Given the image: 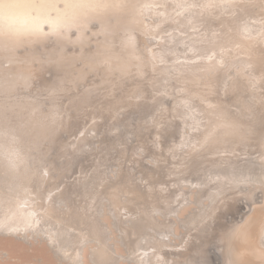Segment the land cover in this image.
Listing matches in <instances>:
<instances>
[{
    "label": "rangeland",
    "instance_id": "obj_1",
    "mask_svg": "<svg viewBox=\"0 0 264 264\" xmlns=\"http://www.w3.org/2000/svg\"><path fill=\"white\" fill-rule=\"evenodd\" d=\"M146 1H147L146 2L147 5L144 3L145 1H143V3L145 5L143 3H141V5L138 4L139 13H142L140 11V9H142L144 6H146L145 9L149 6L150 7L147 8L146 11L144 9V11L141 15L139 14V19H141V20L145 19V20L143 21L144 24L141 23V20H140V23H141L140 25H142V26L137 25V28L139 26L141 28L139 27L137 29L136 25H135V28H136L135 33L137 34L139 29H140V31H139L140 34L145 33V32L147 33V31L149 32V30H151L150 32H152V31L153 32L152 33L149 32V33L145 34L146 36L142 34L143 38L139 33H138V37H140V39L136 36V34L132 35L134 32L132 33V32H129L128 30L126 31V29L123 26H121V29H119L121 31H119V30L116 31V29H114V31L113 30H107L108 29L107 28L106 32H105V30H103V32H102V29L99 28V26L102 25L101 21L99 22L98 20H94V21L90 20L89 24L92 23L90 25V28L91 29L93 28L92 32L90 31L91 30L90 28H87V29L83 28L82 29V28H80L81 27L80 25H79V27L75 26L72 22V25H74V27H76V28H74L73 30H72V28L68 29V31L70 30L69 32H71V34L74 35V37L69 32H68L69 33V36H68L69 39L63 35H61L62 36L61 37L60 35H58L59 34L58 33L57 35L55 34L56 37L51 35L50 36L51 38L48 39V42L44 41L45 43H43V42L40 43V45H42V46H40L39 44H36L39 46H35V43H34V45L24 44L23 46H20L19 48H15L17 55L14 57L10 56L6 51L5 52L8 55V57H7V55H5V52H4V54L2 53V55L3 56L5 55V56L3 57L2 55H0V70H1L0 71V81H1L0 82V88H1V86L4 87V86H6V84H8L7 80H12V82L16 83V84H14V86H12V88H10L9 91L0 90V129H1L0 130V132H1L0 133L1 134L0 139L5 137L4 135H2L3 131L10 130L8 128V126H11V125L12 126L13 125L14 126L15 125L25 126L28 124V122L30 125L31 124L30 121L33 120L34 127L30 133L33 136H37L38 141H36L34 143V142H27V140H26L24 143L26 144V146L27 145L40 146V147L49 146L52 148V150L46 155L47 158H45L44 160L51 159V160H55L58 162L59 161L60 162H68L71 164V165H68L65 168V170H63V174L56 181L57 184L61 183L62 187H63L64 183H66V182H74L78 178H84L85 180H89V182L93 180L91 184H86L84 187V189L86 188L85 190H90V188L96 186V183L98 182L97 180L100 181L101 178H103L104 174H105L104 177H106V176L110 177V176H112V173L114 174V172H116L117 169H120V170H122V171H120V173L121 174L123 173V175H122L123 181H125L128 178H134L133 181L134 182L137 181V184H139V185L141 184L140 187L141 188L143 187L142 189H144V185L146 184L145 180H143L144 175L148 176L150 174L149 172L151 169L156 170V172L154 173L155 176H154L153 182L155 184H157V190L160 191V190L167 189L168 186H170V187L172 186L174 188L172 190V192L173 191L174 192L170 193V195H169L170 197H168V200L167 199L166 200L164 199L165 201L163 200L164 202H166V201H168V202L163 203V201H162L161 203H159V204H162V203L165 204V205L162 204L161 206L168 208V209L169 208L173 209V206H174L175 212H173L172 215H174V214L176 215V213H178V211L180 210V208L179 209H176V208L178 207V204H179L178 202L179 201L181 202V200H180V199H182L181 196L183 197V195H181V194H183V193H182V191H179L178 189L183 188L184 185L187 186V187L186 186L184 187L186 189L188 187H189L188 189H191L190 187H192V189H195L197 187V190H198V187H199V190H198L199 192L197 194H193L192 189L190 191L187 190V191H189L188 195L190 197L187 195L186 198H189L190 201H191V199H195L194 200L195 202L192 205V207L194 206L193 209L190 208L191 211H190V209L187 211V212L190 211L191 213H186V214H184V217L182 216L183 221H185V219H186V222H187V219H188V222L190 220H192V221H190L191 223H189L190 225H188V223L184 224V225H188V227L191 226V229H192V226L194 223H195L194 226H197L196 220H197V222L199 220V224H198V225H200L199 227H202L204 225V223H205V225H207L206 223H208L210 221V218H207L205 221L201 222L202 226L200 223V220L202 218H204L203 215L205 213L203 215L200 214V216L198 215L199 218L196 217V219H195V217L191 218V216L189 217V215H188V214L191 215L192 213H194L195 208L197 209L198 205H200L202 207V205L207 203V202H208L207 203L208 205L210 204L209 205L210 207L208 205H203V207L205 206L204 212L206 211L208 213V211H210V208L212 211L213 208H215L217 206L218 207L221 206L217 210L218 213H220L221 215L218 218L219 222L217 220L214 223L212 230H209V228H207L206 230H203L201 233L202 236H200V237H202V239H201L202 241L199 240L198 243L199 244L201 242L204 243L203 249L205 250L206 253L203 254L198 249H195V247H197V246L193 247L194 251H192L189 254V258L190 257L191 258L194 257V258L188 259V261H189L188 263L191 262L192 264H206V263L207 264H221L226 257L220 256L221 258L219 260L213 259V258H211V252L212 251L219 252L218 251L219 247H220L219 250L222 251V249H221L222 247L220 246L221 245L220 243H222L221 242L222 236L220 235V233L224 232L226 228H229L232 224H234V222H236L240 218V216H242V213L245 211L242 208L243 206H241L242 205L241 203L244 199L242 197L243 196L242 194H244L245 192L248 193V192L252 191V189H253V188H250L249 190L243 192L241 187L245 188L247 186L244 183L242 184L239 182L244 181L243 178L249 179L251 176L252 177L254 176V179H255V178H257V176L255 177V175H257V173H261L262 170H264V165L262 164V163H264V149H263V145H264V128L263 127L264 126L262 125L263 121H264V110H263L264 106L260 104V101H258L259 98L257 97L262 92H264L263 91L264 84L262 85L263 87L261 89V88H259L260 82H259V80H257V78H255V83L253 82L254 76L251 77L250 75H255V73L253 74L254 71L252 72V69H250L249 66H245L246 69H244V71L242 72V74L245 73L244 76L239 74L238 69L242 68L243 64H241L242 66L239 65V67L238 66L235 67V64L238 63V61H239V60H237L238 58L239 59L242 58V57H240L241 52L238 51V47L240 48V46H238V45L236 46L235 43H233V42H236V40H235L236 38L234 39L235 41L233 40V35H235V32H237V29H231L230 30L225 23H222L221 20L223 17H225V18H229V19L233 20L236 23L239 22L243 25H246L247 27L249 26L250 33L251 32L253 33L255 31L254 35L256 37L259 35L258 37H260L261 35L264 34V28L261 29L262 24L264 23V19H263L264 13L262 14V11L260 10L261 8H260L258 3L252 4V1L249 2L248 0H239V3L240 4L244 3L246 6L245 8H247V9L243 8L241 10H238L239 8L236 9V7H233L232 5H230L231 3H228L229 1H226L225 3L223 2V4L227 5L226 8L224 7L225 5H223L221 1L217 2L218 0H216V1L215 0L214 1L209 0V1H213V2H208V0H207L206 3H205V0L204 1L200 0L199 2H203V4L201 5V3H200L199 6L195 3V2H198L197 0H195V2H193L191 0H186V1L184 0V2H182L183 4L179 0H176V1L170 0L171 2L176 3V4H178L180 2L181 3L180 5L170 3V1L168 3L167 0H160V1L158 0V2H160V4H161V7H159L160 4L158 2H156L157 0H155V3H154V0H146ZM177 1H179V2L177 3ZM246 1H248V2H246ZM215 2L217 4L218 3L222 4V5H220V4H218V5L224 7V9L223 8L221 9L220 6H219L220 9L217 8L218 5H214ZM151 3H153L152 4L153 6H151ZM188 3H189V5H187ZM191 3L196 4V5L193 6ZM142 4H143V6H142ZM167 4L168 5L172 4L171 6L176 5L178 7L173 6L174 7V9H173L171 6L168 7ZM211 4L214 6H211ZM250 4H252V5L250 6ZM257 4H258V6H256ZM157 5H158V7H156ZM200 5H201V7H200ZM140 6H141V8H140ZM196 6L199 7V11H197L198 9H195V8H197ZM209 6H211V7H209ZM153 7L156 8L157 10L154 9ZM179 7H181V9ZM212 7H215V9H212ZM167 8H172L173 12L171 11V9L168 10ZM193 8L195 10H193ZM204 8L206 10L208 9V11L212 10L214 13H216L217 16L213 12H212L213 15H212V13H210L211 16H210V14L207 15L208 11L206 12V11L202 10ZM175 9H177V10L179 9L178 12ZM257 9H258V13H256ZM153 10H156L157 13H156V11H153ZM174 11H176V13ZM195 11H197L198 13L201 14V17H203L201 21L202 22L204 21V23H202L201 21L199 22V20L201 19V17H199L200 14L197 15L199 19L196 17L195 18L193 17V16H196V14H197V12H195ZM202 11H204L203 12L204 14H202ZM221 11H222V13H220ZM151 12H152V14H155V15L151 16ZM194 12L196 14H194ZM244 12H245V14H243ZM170 14H173V15H170ZM246 14H247V16H246ZM260 14L262 17L259 16ZM220 15L222 18L219 17ZM146 16L148 19L144 18ZM187 16L189 18H187ZM170 17H173V18H170ZM192 17H193V19H196L197 22H199V23H194L195 20L192 23V21L190 20ZM208 17L210 19H208ZM243 17H245L246 19L245 18L243 19ZM256 17H258V18H256ZM168 18L173 19V20L169 19V22H168ZM177 18H178V20H177ZM225 18H223V19H225ZM150 19H151V21H150ZM261 19H262V21H261ZM152 20H154V21H152ZM163 20L165 23L163 22ZM184 20H186V21H184ZM188 20H190V21H188ZM209 20H210V22H209ZM241 20L243 22H241ZM73 21H75V20H73ZM161 21L163 24L160 23ZM183 21L185 22L184 26L182 24ZM187 21H188V24L186 23ZM96 22H97V24H101V25H99V26L96 25ZM176 22H178V23H176ZM205 22H207V23H205ZM223 22H224V20H223ZM149 23H151V24H149ZM255 23H256V25H255ZM146 24L151 25V27L149 26L150 27L149 28L148 26H145ZM205 24H207V25H205ZM219 25H223L224 27L227 26L226 28L229 29V32H228L227 38H225V41L222 40V38H220L222 36V32H223L224 27L222 28V26H219ZM250 25H253V26H250ZM254 25H255V27H254ZM257 25L260 26V28L259 27L257 28ZM96 26H98V29ZM185 27H187V28H185ZM194 27H196V28H194ZM263 27H264V24H263ZM132 28L130 26L129 29L134 31V28L133 29ZM147 28H149V30ZM218 28H219V30H218ZM122 29H125V31ZM175 29H176V31H175ZM187 29H191V30H187ZM258 29H260L261 31L259 32ZM65 30L67 31V29H65ZM80 30L81 31L84 30L83 34H81L79 32ZM86 30H87V32H86ZM99 30L101 32H99ZM180 30H182V31L180 32ZM204 30H205V32H204ZM224 30H226V29H224ZM233 30H235V31H233ZM252 30H254V31H252ZM109 31H110V34L108 35ZM115 31H116V34L112 35L113 33H111V32H115ZM206 31H208V32H206ZM202 32H203V35H202ZM232 32H234V33L231 34ZM257 32H259V33H257ZM100 33H102V34H100ZM119 33L121 35H119ZM122 33L125 36L126 35L129 36V33H132L129 37H130V39L133 38V40H130L128 38L129 39L128 43H131L133 41L135 44L136 38H138L140 44L138 43V40H137V43L135 45H137L136 47H139L140 49L136 48L135 45L133 44V42H132V44L134 47H132L131 44H129L130 47H128L127 43L125 41H123L122 38L120 37L123 35ZM246 33H249V32H246ZM85 34L86 35L88 34L89 36L87 37ZM158 34H160V35H158ZM189 34H192V35H189ZM194 34H196V35H194ZM76 35H78V37H76ZM79 35H80V37H79ZM147 35H149V36H147ZM209 35H211V36H209ZM254 35H252V36H254ZM133 36L136 38L134 39ZM159 36H160V38H158ZM64 37H66L68 40H65ZM71 37H73V38H71ZM81 37L84 39L86 37V39H85L86 42L83 39L80 40ZM102 37H103V39H102ZM171 37H172V40H171ZM190 37H192V38H190ZM206 37H208V38L210 37L209 39H214V37H215V39H214L215 43H213L214 45L212 43H208L209 41H207L208 38H206ZM231 37H232V39H230ZM165 38L168 39L167 42L163 41V39L166 40ZM217 38L222 40V42L226 43L227 46L230 45L231 48L237 47L236 49L239 52V53L238 52L234 53L233 49H231L230 47H227L228 50L229 49H231V50H229V51L227 50L226 52L223 51L225 56L227 54V56H226L227 61L225 64H222V62L220 60H219L220 62L218 60H216V59H218L217 54H221L222 51L220 50L221 51L220 52L217 50L216 51L217 53H214L215 51L212 50V49L216 48L219 44H221V41L217 40ZM190 39H192V40H190ZM69 40H70V42H69ZM117 40H119V43L116 44V42H118ZM170 40L172 42H170ZM231 40L233 41V42H231L232 44H230ZM110 41L112 42L111 46H109ZM161 41H163V42H161ZM121 42L125 43L127 46L124 47V44L122 45ZM217 42L218 43L220 42V43L218 44ZM156 43H158V44H156ZM168 43H170V44H168ZM173 43H175L176 46ZM206 43H208L209 46ZM96 44H98V45H96ZM106 44H107L109 53L112 50H114V51H112V53L115 52L117 54L114 53V56L112 54L109 55V53L106 52L107 51ZM223 44H222V46H224ZM100 45L104 46L106 48V50H105V48H102V46L100 47ZM112 45L114 47H116V46H119V47L117 49V48H114ZM206 45L208 46L209 49L206 48L207 47ZM261 45H262V47L264 46V44H261ZM122 46L124 48H121ZM220 46L221 45H219L218 48L221 49ZM28 47H30V48H28ZM97 47L100 50H98ZM127 47H128V49H127ZM203 47H204V49H203ZM111 48H112V50H110ZM129 48H132L133 51ZM135 48H136V50H135ZM125 49H127V50H125ZM137 49H138L139 53L137 52ZM156 49L161 50L160 51L161 53H163V51H164L165 55H162ZM84 50H86L87 52ZM97 50L100 52H98ZM118 50H121V52L119 51L120 55L117 52ZM124 50L126 52H124ZM128 50H130L129 52L131 54L133 52L140 54V55L137 54V56L139 58H140V56H141V58H144L147 65L145 64V62L141 58L140 59L137 58L135 53H134L135 55L132 54L135 57L128 56L127 55V53H129V52H127ZM150 50L152 51V53L153 52L156 53V51H157L158 56L156 57L155 55H157V54H154V53L152 55V53L149 52ZM170 50L172 51L171 53H170ZM202 50H204V51H202ZM206 50H208V51H206ZM224 50H226V45H225ZM22 52H25V53H22ZM65 52H66V55H64ZM103 52L106 54H103ZM140 52L142 54L145 53L144 55H146V58L144 57V55L142 57V54ZM229 52H231V53H229ZM232 52L234 53V55H233V58H230L229 54H233ZM47 53H49L48 55L50 57H48V56L46 57ZM73 53H74V55H73ZM123 53L124 54L126 53L124 55L125 57L123 56ZM223 53L221 55H223ZM97 54L100 56L101 60ZM103 55H106V56L109 55L108 60H107V57L105 58ZM151 55L153 57L155 56L154 60H156V61H158L159 59L160 60L158 62L154 61L153 57ZM160 55H162V56H160ZM171 55H172V57H171ZM243 55L245 57V54H243ZM243 55L241 53V56H243ZM58 56H62L64 58L61 60ZM121 56L123 57V59ZM127 56H128V59L131 61V63L129 60H127V61L125 60ZM235 56H237V57H235ZM11 57H12V59H11ZM23 57H25V58H23ZM113 57L114 58L119 57V61H121L122 64L124 63L125 65L124 66L121 65V62H120L121 66L118 67L117 62H119V61L117 60L115 62V59ZM102 58H104V60H102ZM135 58L137 60H135ZM148 58H149V60H147ZM96 59L99 60L98 64H97L98 61H96ZM109 59L110 60L114 59L113 60L114 62H112V60L110 61ZM6 60L8 61L9 64L7 63ZM11 60H15V62H12V65H11ZM106 60H107V62H106ZM17 61L18 62L21 61V62H19V64H18ZM100 61H101V63H100ZM147 61H149V63L152 62L151 63L152 65L150 66V64ZM183 61H185V62H183ZM214 61L215 62L217 61V63H220L221 67H220V69L216 70V72H215V73H217L215 75H217L218 77L217 76L215 77L214 81H216V82L214 83L213 89H209V87H207V86H202V85L199 86L200 83H198V79H199L198 74H200L199 72L201 70L200 69L197 70L199 67L197 69H195L194 67L196 65H193V63H195V64L197 63V66H198L202 62L203 63H207V62L213 63ZM236 61H237V63H235V64L232 63V62H236ZM5 62H6V64H5ZM16 62H17V64H16ZM59 62H61V63H59ZM102 62L104 65L102 64ZM2 63H3V66H1ZM95 63L97 64V66ZM107 63H109V64L107 65ZM112 63H116V66L118 68H115L114 67L115 65H112ZM58 64H60V65L62 64V65L60 66ZM99 64H101L105 67V68L103 67L104 71L102 70V66ZM143 64H145L146 66ZM156 64L157 65L159 64L158 67ZM163 64H165V65H163ZM238 64H240V63H238ZM140 65L143 67H141ZM166 65H168L169 67H166ZM12 66L14 68L13 70H6ZM99 66H100V68H99ZM148 66H150L151 68ZM61 67H63V68H61ZM112 67H114L116 70H114V68H112ZM122 67H124V68L122 69ZM138 67H141V68H138ZM155 67H156V69L159 68V70L158 69L156 70ZM164 67L166 69L169 68V70L167 69V72H166ZM227 67H230V68H227ZM18 68H20V69H18ZM23 68H27V69L32 68V70H30V71L34 72V73H32L33 75L36 74L34 81H32V79L26 80L25 82L21 81L22 77H23V75L21 74L22 72L31 73L29 70H26ZM107 68H108L109 72H108V70H106ZM110 68L114 71H112ZM152 68H153V70L155 69V71H151ZM189 68H190V71H188ZM137 69H138V71H137ZM139 69L141 70V72ZM162 69H164V70L161 72L160 70H162ZM181 69L184 70V73ZM194 69H195V71L197 70L196 73H194L195 72ZM258 69H260V68H258ZM125 71H127V73ZM192 71H194V72H192ZM203 71H204V69L201 72H203ZM218 71H219V73H218ZM45 72H48V74L47 73L45 74ZM80 72H83V73H80ZM220 72L222 73L221 75H220ZM175 73H176V75H175ZM185 73H187V74H185ZM195 74H197V75H195ZM1 75H2V77H1ZM15 75H16V77H15ZM39 75L41 77L38 80L37 78H39L38 77ZM186 75L190 76L191 79H188L189 81H191L194 77V79L191 81L192 84H191V82H189L190 83L189 85H192L193 87L192 86L187 87L188 82H186V81H188V80L185 79V77L187 78L188 76H186ZM153 76H155L156 78ZM220 76H221V79L219 78ZM240 77L243 78L244 80L242 79L243 80L242 81ZM3 78L7 82L6 81L3 82L4 81ZM41 78H43V79H41ZM233 78L236 79L237 81H239V79H240L241 81H239V82H241V83H239L240 84L239 86H236V88L231 90V89H229L228 86L230 85L229 83L231 82V80ZM44 79H45V81H44ZM245 79L247 82L245 81ZM41 80H43V82L45 84L43 82L41 83ZM194 80L196 82H193ZM225 80H226V82H225ZM262 80H264V74L262 76ZM29 81L32 84H30V85L27 84ZM136 81L139 84H136L137 83ZM220 81H221V83H220ZM1 83H4V85ZM39 83H41V85ZM194 83L196 85L198 84V86H196ZM245 83H246V85H245ZM42 84H44V85H42ZM215 84H217L219 86H217ZM39 85L41 87H39ZM185 85L187 88L185 87ZM135 86L137 89L135 88ZM195 86L197 88H199V90L200 89L202 90V91L201 90L200 91L203 93L205 99H204L202 93H200L201 97H199L200 95L198 93L200 91H198V89ZM190 87H192L191 91L193 90V92L190 91ZM223 87H225V89ZM182 88H186V89H182ZM1 89H3V88H1ZM33 89H35V90L33 91ZM260 89H261V91H260ZM183 90L185 93L183 92ZM187 90L190 91L193 95L191 94V96H190V92L188 93ZM195 90H196V92H195ZM228 90L231 92H229ZM244 90L245 91L247 90V91L244 92ZM256 90H258V91H256ZM226 91H228L227 95H226ZM255 91L259 92V93H257V95H256ZM167 92H169V93H167ZM237 92H239L238 94H240V95H238ZM244 93H246V94H244ZM253 93H255V94H253ZM185 95L190 99L186 101ZM196 95H199V96H196ZM219 95H221V97L224 100H228L227 102L230 105L226 104V106L228 107L227 109H228V111L233 112L235 115H239V116L242 115L243 116L244 112H246V114L248 113L247 114L248 116L244 115V117L246 120L247 119L252 120V122H253L252 124H255L256 122H258V121L260 122L261 120H263L261 123L258 122L259 124L256 123L257 126L252 125L254 130L256 129V131H257V132H254L255 135H254V133L252 134V137L256 140H251L252 137L251 136H250L251 138L248 137L249 135H251V134H249L248 136L246 135L248 139L245 138L244 140H240V141L239 140L235 141V140H231V139L228 142L226 141V143L225 142L221 143L218 141L214 144L215 146L212 145L213 148H212V146L209 147L210 150H211V148L214 150V148L218 147L214 150V152H212L213 150H211V152L214 154H212L210 152V150L208 149L205 152H201V154L199 156H196L197 155L196 152L192 151L191 150L192 148H190V147L193 146V148H194L195 144L200 143V141L198 139H200L202 137L201 135H203V133L211 127L212 123H211L210 118L216 117V115H215L216 114L215 113L216 104L210 103L213 101H206V100H208V99L209 100H215L218 98ZM249 97H251V98H249ZM105 100H107V102L109 101V103H110V101H111V103H113L112 104L113 106L110 103L112 108H110L111 107L110 105H109L110 107L107 106L109 103L107 104V102ZM117 100H118V104H116ZM121 100H123L126 103V105ZM162 100H163V102H162ZM123 103H124V105H123ZM135 104H136V106H135ZM238 105H239V107H238ZM35 106H37V108H35ZM105 106H106V108H105ZM200 108L203 109L204 111H201ZM243 108H245V109H243ZM241 109H243V113H242V111H240ZM250 109H251V111H250ZM102 111L104 113H102ZM251 112H252V114H251ZM260 112H262V113L260 114ZM52 114H54V115H52ZM100 114L102 117L100 116ZM186 114H188V115H186ZM55 115H56V117H55ZM254 116H257V117L255 118ZM27 117H28V119H27ZM185 117H186V119H185ZM259 117L262 119H260ZM54 118L55 119L58 118L59 121L61 119L60 122L63 123L61 125V128L54 127L57 129L56 135L52 134L51 130L50 131L48 130L49 126L48 127L45 126V123L47 121L52 120ZM254 118L256 119L255 120L256 122L254 121ZM257 118H258V121H257ZM25 119H27V121ZM144 119H146V120H144ZM22 121H24V122H22ZM260 124L263 128V132H262V128H260L261 126H259ZM2 126L3 127L5 126V127L3 128ZM88 127H90V128H88ZM212 128H214L213 125H212ZM187 132H189V133H187ZM84 136L86 137L85 140L80 142V140L83 139ZM186 138L188 139L189 143L187 141V144L184 145L183 142L185 141ZM4 139L5 138H3V140ZM148 139H149V141H148ZM191 140L194 141V144H192L190 142ZM76 141L78 144H76ZM223 141H225V140H223ZM234 141L236 143L239 142V143H237L238 145ZM0 142H1V140H0ZM6 142L8 144L11 143L8 141H6ZM177 143H181V144L183 143L182 145H184L185 147L182 145H181V147H179V145H177ZM72 144H75V145L73 146ZM69 146H71V147H69ZM175 146H177V147H175ZM173 147L176 150H173L174 149ZM60 148H61V150H60ZM184 148L186 150L190 149V150H188V157L190 159L195 157V156L197 158H193L194 160L192 159V162L191 161L188 162L187 159H189V158L187 157V154H186L187 152ZM240 149H242V150H240ZM180 150L181 151L183 150L184 152L183 151L182 152L185 153L186 155L183 154ZM176 151H178V153ZM33 153L34 154L31 157L33 162L37 161V160L38 161L43 160V158H44L43 152H39V151L35 150V151H33ZM173 153H174V155H173ZM206 153H207V155H206ZM182 154H183V156L187 157V159H183L185 157H181ZM210 154H212L213 156L212 155L210 156ZM174 156L177 158H175ZM105 159H106V161H105ZM213 159H214V161H213ZM215 159H217L216 162H215ZM177 160L180 163L177 162ZM240 160H241V162H240ZM185 161H186V163H185ZM87 162H88V164H87ZM250 162H251V164H250ZM0 164H1V161H0ZM183 164H185V165L188 164L189 166L186 167ZM194 165H195V167H194ZM223 165H225V167ZM180 166H183V167H180ZM220 166H221V169H220ZM178 167L180 170L182 168H183L182 170H184L185 168H187V169L185 171H182L184 173H181V171L179 173ZM199 168H200V170H199ZM224 168H225V170H224ZM172 170H175V171L178 170L177 171L178 173L176 174V172L174 171L175 174H173ZM224 172H225V174H224ZM235 172H237V173H235ZM237 174H239L241 178L238 177L239 175H237ZM212 175H214V176H212ZM247 175H248V177H246ZM98 176L100 179H98ZM33 178L36 179L37 174H35ZM213 178L215 179V181H212ZM115 179L118 180L119 178L116 177ZM228 179H232V181H229ZM220 180H222V181H220ZM234 180H236V181H234ZM205 181L207 182V185L202 186L203 182L205 183ZM224 181L231 182L232 187L234 189V190H232L234 195L232 194L233 196L231 195V197H238V199H236L235 201L232 200V203H237V204H235V205L232 204L229 207H223L224 209L220 210L222 208V205L224 202V200L221 201V198L224 197L225 194L218 195L220 197L213 196V195H216V192H217V190L215 191V188H217L219 191L222 190V188H220L221 185H215L216 182H222L223 183ZM86 183H87V181H86ZM173 184H175L176 186ZM234 184H236V187ZM237 184H238V186H237ZM122 185L123 184H121V186L118 185L117 188L122 187ZM255 185L260 186V183L259 184L256 183ZM180 186H183V187H180ZM212 187H215V188H212ZM204 188L208 191L206 192V190ZM169 189H171V188H168V191H169ZM177 190H178V192H176ZM214 191H215V193H214ZM228 192L230 193V191H227L226 194H228ZM131 193H133V192H131ZM210 193H212V194H210ZM190 194L195 195V196H193L194 198H192V195H190ZM211 195L214 198L210 197V199H211V202H210L209 196H211ZM131 196H133V194H131ZM216 197L219 200L215 199ZM240 197H242L243 199H240ZM250 197H252V195ZM214 199H215V202H213ZM205 201H207V202H205ZM244 201H246V200H244ZM197 202L199 203L198 205L196 204ZM169 203H171V204H169ZM182 203H184V205H185L187 203V201L182 202ZM182 203H180V204H182ZM167 204H169V205H167ZM238 205H240V206H238ZM168 206H170V207H168ZM234 206H235V208H234ZM205 208H206V210H205ZM230 208H232V209H230ZM199 210L200 209L198 208L197 211H199ZM234 210H237L239 212L236 213V211H234ZM153 213H155V211H153ZM216 214H217V212H216ZM225 218L228 219V221ZM194 226H193V228H194ZM186 229L189 230V232H191V233L196 232V231L193 232L190 229V227H189V229L186 227ZM186 229L184 228L181 230L183 234L186 233V231H187ZM203 232H205V233H203ZM182 233L180 234L179 239H181ZM209 234H210V236H209ZM213 235H215V236H213ZM222 235H223V233H222ZM213 238H215V239L217 238V239L215 240ZM219 240H220V242H219ZM199 244H197V245H199ZM205 247H207L206 249L209 250L210 252L209 251L207 252ZM12 250L14 252H16V254H18V255L22 254L23 256H28L27 254H24L21 252L22 249H13L12 248ZM38 252H41V250H39ZM193 253H194V255H193ZM191 254H192V256H191ZM207 254L209 255V257ZM206 255L208 257L207 259L205 258ZM44 256H46V255H44ZM46 257H47V259H49L48 256H46ZM216 258H218L217 255H216ZM192 260H193V262H192ZM194 260H196V261H194ZM222 264H224V262Z\"/></svg>",
    "mask_w": 264,
    "mask_h": 264
},
{
    "label": "bare ground",
    "instance_id": "obj_2",
    "mask_svg": "<svg viewBox=\"0 0 264 264\" xmlns=\"http://www.w3.org/2000/svg\"><path fill=\"white\" fill-rule=\"evenodd\" d=\"M141 1L140 0H0V55H2V53L4 54V52L6 51L10 56L14 57L17 55L15 48H19L20 46H23L24 44L34 45V43H35V46H39L40 43H42V42L43 43L48 42V39L51 38L50 37L51 35L56 37V35L58 33H59L58 35L66 36L69 39L68 36H69V33L71 34V32H69L70 30L68 31V29L72 28V30H73L74 28H76V27H74V25L78 26V27L80 25L81 26L80 28H82V29L83 28L84 29L90 28V25L92 24V23L89 24L90 20H93V21L98 20L99 22L101 21L102 25L97 24V22H96V25H98V26L101 25V26H99V28L102 29V32H103V30H105V32H106L107 28H108L107 30H113L114 31V29H116V31H117V30L121 29V26H123L126 29V31L128 30L129 32H132V33L134 32L133 34L129 33V36L131 34L135 35L136 34L135 29L137 28V25H140L145 20V19L144 20L139 19V14L141 15L143 13L146 6H144L142 8L143 10L140 9V11L142 13H139L138 4L141 5V3H143V1H145L144 3L147 5V3H146L147 1L146 0H143L142 2ZM169 1L170 0H167L168 3H169ZM179 1L181 3L184 2V0L183 1L179 0ZM179 1H177V3ZM191 1L195 2V0H191ZM197 1L198 2H195V3L198 6L200 3H201V5L203 4V2H199L200 0H197ZM213 1L208 0V2H213ZM220 1L222 2V4H223V2L225 3L226 1H229L228 3H231L230 5H232L233 7H236V9L239 8L238 10H241V9L246 7L244 3H243L244 5L240 4L239 0L238 1L237 0H232V1L231 0H218L217 2H220ZM248 1L249 2L252 1V4L258 3L260 8H261V9L260 8L259 9L262 11V14L264 13V0H248ZM248 1H246V2H248ZM156 2H158V0ZM180 2L178 4H176V3H173L170 1V3L176 4V5H180L181 4ZM206 2H207V0H205V3ZM154 3H155V0H154ZM158 3L160 4V2H158ZM143 4H142V6H143ZM152 4L153 3H151V6H153ZM196 4H192V5L194 6ZM218 4H220V3H218ZM218 4L216 2L214 3V5H218ZM222 4H220V5H222ZM252 4H250V6ZM258 4L256 6H258ZM171 5H168V7ZM176 5H173V6L175 7ZM187 5H189V3ZM201 5H200V7H201ZM214 5L211 4V6H214ZM220 5H218L217 8L220 9V7H221V9L222 8L224 9V7L226 8V6H227L225 4H223V5H225L224 7H222ZM173 6H171V7L174 9ZM198 6H196L197 8H195V9H198L197 11H199ZM211 6H209V7H211ZM149 7H147V8H149ZM156 7H158V5ZM159 7H161V4ZM176 7H178V6H176ZM215 7H212V9H215ZM140 8H141V6H140ZM147 8L145 9V11L147 10ZM172 8H167V9L168 10L171 9V11H172L173 10ZM179 8L181 9V7H179ZM154 9H156V8H154ZM195 9L193 8V10H195ZM245 9H247V8H245ZM156 10H153V11H156ZM175 10L178 12L179 9L178 10L175 9ZM202 10H204L206 12L208 11V9L206 10L205 8ZM176 11H174V12L176 13ZM197 11H195V12H197ZM204 11H202V14H204L203 13ZM210 11H208L207 15H209L210 13L213 12L212 10H210ZM195 12H194V14H196ZM156 13H157V11H156ZM213 13H212V15H213ZM220 13H222V11ZM256 13H258V9H257ZM199 14L200 13L197 12L196 16H193V17L198 18L197 15H199ZM214 14L216 15V13H214ZM243 14H245V12ZM152 15L154 16L155 14H152V12H151V16ZM170 15H173V14H170ZM147 16L144 18H147ZM210 16H211V14H210ZM246 16H247V14H246ZM259 16H261V14ZM173 17H170V18H173ZM193 17L190 19L192 21V23L194 22V20H195L194 23H199L203 18V17H201V14H200L199 17H201V19L199 20V22H197V20L193 19ZM219 17L222 18L221 15ZM258 17H256V18H258ZM170 18H168V22H169ZM178 18H177V20H178ZM187 18H189V17L187 16ZM223 18H225V17H223ZM223 18L221 20L222 23H225L230 30L231 29H237V32H235V35H233V40L236 38L235 39L236 42H233L231 40L230 44H232L231 42H233V43H235L236 46L237 45L240 46V48L238 47V51L241 52L242 55L245 54V57H244V55L241 56V53H240V57H242V58L237 59V60H239L238 63H240V64H238L237 61L232 62V63L238 64V65L235 64V67L236 66L239 67V65L243 64V66L241 65L242 68L238 69L239 74L243 75V76L245 73L242 74V72L244 71V69H246L245 66H249L250 69H252V72L254 71L253 74L255 73V75L249 74L251 77L254 76V81L253 80L252 81L255 83V78H257V80H259V82H260L259 88L262 89V87H263L262 85L264 84V80H262V76L264 74V48H263L264 46L262 47L261 44H264V34L261 35L260 37H258L259 36L258 35L257 36L258 38H257L254 35V32H255L254 30H252V31H254L253 33L252 32L250 33L249 26L247 27L246 25H243L239 22L236 23L229 18H225V19H223ZM244 18L245 17H243V19ZM208 19H210V18L208 17ZM73 20H75V21H73ZM140 20H141V23H140ZM170 20H173V19H170ZM186 20H184V21H186ZM190 20H188V21H190ZM223 20H224V22H223ZM150 21H151V19H150ZM152 21H154V20H152ZM184 21L182 23L183 26L185 24ZM188 21L186 22L187 24H188ZM261 21H262V19H261ZM72 22L74 25H72ZM163 22H164V20H163ZM207 22H205V23H207ZM209 22H210V20H209ZM241 22H243V21L241 20ZM160 23H162V21ZM176 23H178V22H176ZM202 23H204V21ZM256 23H255V25H256ZM149 24H151V23H149ZM263 24H262L261 29L264 28ZM135 25H136V28H135ZM205 25H207V24H205ZM255 25H254V27H255ZM98 26H96L97 29H98ZM130 26H131V28L132 27L134 28V31L129 29ZM140 26H142V25H140ZM145 26L151 27V25H147V24ZM219 26H222V28L224 27L223 25H219ZM227 26L224 27V29H226V30L223 29L222 36L220 37L224 41H225V38H227V35L229 32V29L226 28ZM250 26H253V25H250ZM258 27L260 28V26L257 25V28ZM149 28H147V29L149 30ZM185 28H187V27H185ZM194 28H196V27H194ZM65 29H67V31ZM125 29H122V30L125 31ZM92 30H93V28L90 31L92 32ZM187 30H191V29H187ZM218 30H219V28H218ZM258 30H259V32L261 31L260 29H258ZM83 31L80 30L79 32L81 34H83ZM116 31L111 32V33H113L112 35L116 34ZM119 31H121V30H119ZM139 31H140V29H139ZM139 31L136 34L137 37H138ZM150 31L151 30H149V32ZM175 31H176V29H175ZM181 31L182 30H180V32ZM233 31H235V30H233ZM86 32H87V30H86ZM99 32H101V31L99 30ZM149 32L147 31V33H149ZM152 32H150V33H152ZM204 32H205V30H204ZM206 32H208V31H206ZM246 32H249V33H246ZM259 32H257V33H259ZM147 33L145 32V33H141V34L139 33V34L142 36V34L145 35ZM233 33L234 32H232L231 34H233ZM100 34H102V33H100ZM109 34H110V31H109L108 35ZM119 35H121V34L119 33ZM158 35H160V34H158ZM189 35H192V34H189ZM194 35H196V34H194ZM202 35H203V32H202ZM211 35H209V36H211ZM252 35H254L255 37ZM72 36L74 37V35H72ZM86 36L88 37L89 35L87 34ZM126 36L123 34L120 37L122 38L123 41H125L127 43L128 47H130L129 44H131L132 47H134L133 46L134 42L132 41L133 44L131 41H130L131 43H128L130 37L129 36L126 37ZM147 36H149V35H147ZM66 37H64L65 40H68ZM73 37H71V38H73ZM76 37H78V35H76ZM79 37H80V35H79ZM103 37H102V39H103ZM215 37H214V39H215ZM135 38L136 37H134V39ZM138 38L140 39V37H138ZM138 38H136L135 44L137 43V40L139 43ZM142 38H143V36H142ZM158 38H160V36ZM190 38H192V37H190ZM206 38H208V37H206ZM209 38L207 40V41H209L208 43H212V44L215 43L214 39H209ZM82 39L85 40L86 37H85V39L81 37L80 40H82ZM230 39H232V37ZM70 40H69V42H70ZM130 40H133V38ZM171 40H172V37H171ZM171 40H170V42H172ZM190 40H192V39H190ZM217 40H220V39L217 38ZM222 40H220L221 44H219L220 42L219 43L217 42L219 45H221L220 46L221 49L218 48L219 47V45H218L216 47L217 49L216 48L212 49L213 51H215L214 53H217L216 52L217 50L218 51L221 50L222 52L221 51L220 52L222 54L223 51L226 52L228 50L227 47H230L229 44H228L229 46H227V44L222 42ZM117 41L118 42H116V44L119 43V40H117ZM163 41L167 42L168 39H166V40L163 39ZM163 41H161V42H163ZM85 42H86V40H85ZM109 43H110L109 46H111L112 42L110 41ZM208 43H206V44H208ZM36 44H39V45H36ZM123 44H124V47L127 46L125 43H122V45ZM156 44H158V43H156ZM168 44H170V43H168ZM173 44H175V43H173ZM222 44L224 46H222ZM96 45H98V44H96ZM102 45H100V47ZM225 45H226V50H224ZM40 46H42V45H40ZM136 46L137 45H135V47ZM175 46H176V44H175ZM208 46H209V44H208ZM208 46L206 48H208ZM106 47H107V44H106ZM118 47L119 46H116L114 48L118 49ZM124 47L122 46L121 48H124ZM128 47H127V49H128ZM28 48H30V47H28ZM102 48H105V47L102 46ZM112 48L110 50H112ZM136 48H139V47H136ZM136 48H135V50H136ZM236 48H231L234 50V53L238 52ZM97 49H98V47H97ZM127 49H125V50H127ZM129 49H131L133 51L132 48H129ZM159 49H156V50H158L159 53H161L160 52L161 50H159ZM203 49H204V47H203ZM231 49H229V50H231ZM98 50H100V49H98ZM105 50H106V48H105ZM121 50L117 51L118 54H119V51L121 52ZM125 50H124V52H126ZM84 51H86V50H84ZM112 51H114V50H112ZM112 51L109 53V50L107 47L106 52L109 53V55L112 54L114 56L115 52L112 53ZM129 51L130 50H128L127 52H129ZM202 51H204V50H202ZM206 51H208V50H206ZM6 52H5V55H7ZM98 52H100V51H98ZM137 52L139 53L138 49H137ZM149 52L152 53L151 50ZM171 52L172 51L170 50V53ZM22 53H25V52H22ZM134 53L135 52H133L132 54H134ZM138 53H135L136 56ZM153 53H152V55H153ZM163 53H161V54L165 55L164 51H163ZM229 53H231V52H229ZM234 53L229 54V57L233 58ZM48 54L49 53H47L46 57L47 56L50 57ZM103 54H106V53L103 52ZM115 54H117V53H115ZM125 54L123 53V56ZM132 54L130 52L127 53L128 56H133ZM144 54H142V57ZM154 54H157V55H155L156 57L158 56L157 51ZM221 54H217L218 59H216V60H218V61L220 60L222 62V64H225L227 61L226 60L227 54L225 53L226 56L224 55V53H223V55H221ZM64 55H66V52ZM73 55H74V53H73ZM138 55H140V54H138ZM162 55H160V56H162ZM103 56L105 58L107 57V60H108V56H106V55H103ZM128 56L125 59L126 61L129 60ZM7 57H8V55H7ZM12 57H11V59H12ZM58 57L61 60L64 58L62 56H58ZM98 57L100 58L99 55H98ZM133 57H135V56H133ZM144 57L146 58V55H144ZM154 57H153V60H154ZM171 57H172V55H171ZM235 57H237V56H235ZM23 58H25V57H23ZM137 58H139V57L137 56ZM140 58H141V56H140ZM114 59H115V62L117 60L119 61V57H115ZM122 59H123V57H122ZM141 59L145 62L144 58H141ZM100 60H101V58H100ZM102 60H104V58H102ZM107 60H106V62H107ZM113 60H112V62H114ZM135 60H137V59L135 58ZM147 60H149V58ZM96 61H98L97 62V64H98L99 60L96 59ZM154 61H156V60H154ZM158 61H156V62H158ZM12 62H15V60H11V65H12ZM17 62H16V64H17ZM19 62H21V61H19ZM19 62H18V64H19ZM120 62L121 61L117 62L118 67L121 65H123V66L125 65L124 63L122 64V62L120 65ZM147 62L149 63V61H147ZM183 62H185V61H183ZM7 63H8V61H7ZM59 63H61V62H59ZM100 63H101V61H100ZM130 63H131V61H130ZM151 63H149L150 66L152 65ZM5 64H6V62H5ZM97 64H96V66H97ZM102 64H103V62H102ZM108 64L109 63H107V65ZM145 64H146V62H145ZM145 64H143V65H145ZM58 65H60V64H58ZM99 65H101V64H99ZM103 65H101V66H102V70L104 71L105 67ZM112 65H115L114 67L118 68L116 66V63H112ZM158 65H157V67H158ZM163 65H165V64H163ZM193 65H196L194 67L195 69H197L199 67L197 70L200 69L202 71L204 69L203 72L200 71L199 72L200 74H198V78H199L198 83H200L199 86L200 85L207 86V87H209V89H213L214 83L216 82L214 80H215V77L217 76V75H215V74H217L215 72H216V70L220 69V67H221L220 63H217V61L216 62L214 61L213 63H210V62L203 63L202 62L198 66H197V63L196 64L193 63ZM1 66H3V63ZM150 66H148V67H150ZM114 67H112V68H114ZM141 67H143V66H141ZM141 67H138V68H141ZM166 67H169V66L166 65ZM61 68H63V67H61ZM99 68H100V66H99ZM115 68H114V70H116ZM123 68L124 67H122V69ZM227 68H230V67H227ZM258 68H260V69H258ZM13 69L14 68L12 66L6 70H13ZM18 69H20V68H18ZM23 69H26L29 71L32 70V68H28V69L23 68ZM155 69H156V67H155ZM155 69L153 70V68H152L151 71H155ZM157 69L159 70V68H157ZM167 69L169 70V68H167ZM167 69L165 68L166 72H167ZM195 69H194V71H195ZM106 70H108V68ZM114 70H112V71H114ZM163 70L164 69H162L160 71L162 72ZM137 71H138V69H137ZM182 71L184 73V70H182ZM188 71H190V68ZM194 71H192V72H194ZM196 71L194 73H196ZM30 72L31 73L22 72L21 74L23 75V77H22L21 81L25 82L26 80H30V79H32V81H34L36 74L33 75L32 73H34V72H32V71H30ZM108 72H109V70H108ZM125 72L127 73V71H125ZM140 72H141V70H140ZM46 73L48 74V72H45V74ZM80 73H83V72H80ZM187 73H185V74H187ZM218 73H219V71H218ZM221 74L222 73L220 72V75ZM40 75L38 76L39 78H37L38 80L41 77ZM175 75H176V73H175ZM195 75H197V74H195ZM186 76H188V77L187 78L185 77V79H187V80L191 79L189 75H186ZM1 77H2V75H1ZM15 77H16V75H15ZM153 77H155V76H153ZM219 78L221 79V76ZM41 79H43V78H41ZM193 79H194V77H193ZM242 79L243 78H241V80ZM241 80L239 79V81H241ZM5 81L6 80L4 79L3 82H5ZM7 81L6 82L8 84L5 83L6 86H4V87L1 86V88H3V89L0 88V90L9 91V89L12 88V86H14V84H16V83H13L12 80H7ZM44 81H45V79H44ZM191 81H189V80L186 81V82H188L187 83L188 85L185 82L184 83L187 85V87H189V86H192V85H189L190 84L189 82H191ZM239 81H237L236 79L233 78L231 80V82L229 83L230 84L228 86L229 89L232 90V89L236 88V86H239L240 85L239 83H241ZM245 81H246V79H245ZM42 82H43V80H41V83ZM193 82H196V81L194 80ZM225 82H226V80H225ZM41 83H39V84L41 85ZM220 83H221V81H220ZM1 84L4 85V83H1ZM27 84L30 85L32 83H30V81H29ZM44 84H42V85H44ZM136 84H139V83L137 82ZM191 84H192V82H191ZM40 85H39V87H41ZM186 85H185V87H186ZM215 85H217V84H215ZM245 85H246V83H245ZM136 86H135V88H136ZM196 86H198V84ZM217 86H219V85H217ZM192 87H190V91H191ZM186 88H182V89H186ZM223 88L225 89V87H223ZM197 89H198V91L201 90V89L199 90V88H197ZM261 89H260V91H261ZM34 90L35 89H33V91ZM258 90H256V91H258ZM190 91H188V93ZM201 91L198 93L199 95H200V93H202ZM228 91H226V95H227ZM246 91L244 90V92H246ZM263 91H264V89H263ZM183 92H184V90H183ZM191 92H193V90ZM191 92H190V96L192 94ZM195 92H196V90H195ZM229 92H231V91H229ZM167 93H169V92H167ZM238 93L239 92H237V94ZM257 93H259V92H256V95H257ZM244 94H246V93H244ZM253 94H255V93H253ZM199 95H196V96H199ZM202 95H203V93H202ZM221 95H219L218 98L215 100H209V99L206 100V101H213L210 103L216 104V111H215L216 117L210 118L211 123H212L211 127L208 130H206L203 133V135H201L202 137L200 139H198L200 141V143L195 144L194 148H193V146L190 147V148H192L191 149L192 151L196 152V154H197L196 156H199L201 154V152H205L208 149L210 150L209 147H211L212 145H214L218 141L221 143H224V142L226 143V141L228 142V141H230V139L235 140V141L236 140L240 141V140H244L245 138L248 139L247 136L249 134H251V135H249L248 137H250V136L252 137V134L254 132H257L256 129L254 130V128L252 126V125H256V123L259 122L258 118H257L258 122L255 121L256 120L255 118L257 116H254L255 117L254 121L256 123L254 122L255 124H252L253 123L252 120H249V119L246 120L244 117V115L248 114V113L246 114V112L243 113V109H245V108L240 110V111H242L243 116L242 115H240V116L235 115L233 112L228 111V109H227L228 107L226 106V104H228V102H227L228 100H224L221 97ZM238 95H240V94H238ZM199 97H201V95ZM203 97H204V95H203ZM257 97L259 98L258 101H260V104L264 106V92H262ZM249 98H251V97H249ZM189 99L190 98H188L187 96L185 97L186 101ZM204 99H205V97H204ZM105 101L107 102V100H105ZM121 101L124 102L123 100H121ZM116 102H117L116 104H118V100ZM162 102H163V100H162ZM108 103H109V101L107 102V104ZM110 103H111V101H110ZM110 103L108 105L107 104L106 105L109 106ZM124 103H123V105H124ZM112 104L113 103H111V105ZM125 105H126V103H125ZM228 105H230V104H228ZM112 106L110 108H112ZM135 106H136V104H135ZM238 107H239V105H238ZM35 108H37V106H35ZM105 108H106V106H105ZM201 111H204V110L201 109ZM250 111H251V109H250ZM102 113H104V112L102 111ZM261 113L262 112H260V114ZM251 114H252V112H251ZM52 115H54V114H52ZM186 115H188V114H186ZM100 116H101V114H100ZM55 117H56V115H55ZM27 119H28V117H27ZM27 119H25V120L27 121ZM185 119H186V117H185ZM260 119H262V118H260ZM144 120H146V119H144ZM60 121H61V119H60ZM60 121L58 118H56V119L54 118L52 120L47 121L45 123V126L46 127L49 126L48 130L49 131L51 130V133L56 135L57 129L54 127L61 128V125L63 123ZM262 121L263 120H261L259 123H261ZM22 122H24V121H22ZM30 123L31 124L29 125V122H28V124L25 126H21V125H19V126H17V125L8 126V128L10 130L3 131V134H2L5 136V137H3V138H5L4 139L5 141L3 140V138L0 139L1 140V142H0V161H1V164H0V264H192L191 262L188 263L189 262L188 259L191 258V257L189 258V254L192 251H194L193 247L197 246V247H195V249H198L203 254L206 253L205 250L203 249L204 243L201 242L199 244L198 241L199 240L202 241L201 240L202 237H200V236H202L201 233L203 230H206L207 228H209V230H212L214 223L218 220L219 216L221 215L217 211L221 206L220 207L217 206V207L213 208L212 211L210 208L211 212L208 211V213H207L206 211L204 212L205 206L203 207V205H208L207 204L208 202L205 201L207 203L203 204L204 202L202 201L203 202L202 203L203 208L200 205H198L199 203L197 202L196 204L198 205V208L200 210L197 211L198 208L197 209L195 208V212L192 213L193 215L188 214L189 217L190 216H191V218L195 217V219H196V217L199 218L200 214L203 215L205 213L203 215L204 218H202L200 220V223L205 221L207 218H210V221L208 223H206L207 225H205V223H204L203 226L201 223L202 227H199L200 226V225H198L199 220H198V222L196 220L197 226H194L195 223L193 224L194 228L192 226V229H191V226H189L193 232L196 231L195 233H191V232H189V230L186 229V227L189 229L188 225H190L189 223H191L190 221H192V220H190L188 222V219H187V222H186V219H185V221H183L182 219L184 217V214L191 213L190 211L194 207V206L192 207V205L194 204L195 199L190 198L191 199V201H190L189 198H186V196L188 195V192L192 189V187H190L191 189H188L189 187L186 189V188H184L186 185H184V187L180 186V187L184 188V189L183 188L178 189L179 191H182V193H183V194H181V195H183V197L181 196L182 199H180L181 202L178 200L179 201L178 207L176 206L177 207L176 209L180 208V210L178 211V213H176V215L175 214L172 215V213L175 212L174 206H173V209L172 208L168 209V208L162 207L161 205L163 203L168 202V201H166V202H164V201L166 199L168 200V197H170L169 196L170 193L174 192V191L172 192V190L174 188L172 186L171 187L168 186V188H171V189H169V191H168V188L164 189V190H160V191L157 190V184H155L153 182V179L155 176L154 173L156 172V170L151 169L149 172L150 174L148 176L144 175L143 180H145V183H146V184L144 183L145 184L144 189H142L143 187L142 188L140 187L141 184L140 185L137 184L136 180H135L136 182L133 181L134 178H128L125 181H123V179H122L123 173L122 174L120 173V171H122L120 169H117L118 171L116 170V172H114V174L112 173V176H110V177L109 176L104 177V175H105L104 174L103 178H101L100 181L97 180L98 182L96 183V186L90 188V190H85L86 188L84 189V187L86 184H91L93 180L89 182V180H85L84 178H78L74 182H66V183H64V185L62 187L61 186L62 184L61 183L57 184L56 181L63 174V170H65V168L71 164L68 162H60V161L58 162V161L51 160V159L44 160L45 158H47L46 155L52 150V148L49 146H46V147L32 146V145L26 146V144L24 143L26 140H27V142H34V143L36 141H38L37 140L38 137L33 136L30 133L34 127L33 120L30 121ZM212 125L214 128H212ZM262 125L264 126V121H263ZM259 126H261V124ZM88 128H90V127H88ZM260 128H262V126ZM263 128H262V132H263ZM187 133H189V132H187ZM254 135H255V133H254ZM0 136H1V134H0ZM85 138L86 137L84 136V138L81 139L80 142L85 140ZM252 138H251V140H256V139H254V138L252 139ZM223 140H225V141H223ZM6 141L11 142V143L8 144ZM148 141H149V139H148ZM187 141H188V139L186 138L185 141L184 142L182 141V142L185 145V144H187ZM190 142L192 144H194V141L191 140ZM188 143H189V141H188ZM237 143H239V142H237ZM76 144H78L77 141H76ZM182 144L177 143V145H179V147H181ZM72 145L74 146L75 144H72ZM184 145H182V146H184ZM69 147H71V146H69ZM175 147H177V146H175ZM212 148H213V146H212ZM212 148H211V150H213ZM216 148H218V147H216ZM216 148H214V150ZM263 149H264V145H263ZM35 150L44 153L43 154V157H44L43 160H39V161L37 160L34 162L32 161L31 157L34 154L33 151H35ZM60 150H61V148H60ZM173 150H176V149L174 148ZM188 150H190V149H188ZM188 150H186L187 157H188ZM211 150H210V152H211ZM214 150L212 152H214ZM240 150H242V149H240ZM176 152L178 153V151H176ZM183 154H185V153H183ZM183 154L181 155V157H185V156H183ZM212 154H214V153H212ZM212 154H210V156ZM173 155H174V153H173ZM206 155H207V153H206ZM196 156L193 158H197ZM187 157H185L183 159H187ZM175 158H177V157H175ZM193 158L187 159L188 162L189 161L192 162ZM178 160H177V162H179ZM216 160L217 159H215V162H216ZM105 161H106V159H105ZM186 161H185V163H186ZM213 161H214V159H213ZM240 162H241V160H240ZM87 164H88V162H87ZM250 164H251V162H250ZM262 164L264 165V163H262ZM183 165H185V164H183ZM185 166L187 167L189 165L186 164ZM223 166L225 167V165H223ZM180 167H183V166H180ZM194 167H195V165H194ZM182 169L180 170L178 167L179 173H180V171H181V173H184L182 171H185L187 168H185L184 170H182ZM220 169H221V166H220ZM199 170H200V168H199ZM224 170H225V168H224ZM172 171H173L172 172L173 174H175V172H176V174L178 173L175 170H172ZM237 172H235V173H237ZM35 174H37L36 179L33 178ZM224 174H225V172H224ZM237 175H239V174H237ZM212 176H214V175H212ZM256 176H257V178H255L256 180L254 179V176L253 177L251 176L249 179L243 178L244 181L239 182L242 184L244 183L247 186L245 188L241 187L243 192L249 190L250 188H253L252 191H250L248 193L245 192L244 194H242L243 195L242 197L244 199L242 197H240V199H243V201L241 203L242 205L241 204L240 205L243 206L242 208L245 211L242 213V216H240V218L236 222H234V224H232L229 228H226L225 231L222 232L223 235H222V233H220V235L222 236L221 237L222 243H220L221 244L220 246L222 247L221 248L222 251L219 250L220 247L218 246L219 252H217V251L211 252V258H213V259L219 260L222 256H225L226 258L223 261L224 264H264V170H262L261 173H257V175H255V177ZM116 177L119 179L116 180L115 179ZM238 177H240V175ZM246 177H248V175ZM98 179H100L99 176H98ZM228 180L232 181V179H228ZM86 181H87V183H86ZM212 181H215V179L213 178ZM220 181H222V180H220ZM229 181H224L223 183L222 182H216L215 185H221L220 188H222V190H220V191L217 188L212 187V188H215V191L217 190L216 195H213V196L225 194V196L221 198V201L224 200V202H223L222 208L220 210H223L224 209L223 207H229L232 204H234V205L237 204V203H232V200L235 201L236 199H238V197H231L232 194L234 195V193L232 191L234 189L232 187L231 182H229ZM234 181H236V180H234ZM254 183L255 184L260 183V186H257ZM121 184H123L125 187L123 185H122L123 188L120 187ZM175 184H173V185H175ZM118 185H120L119 186L120 188H117ZM203 185H207V182L206 181H205V183L203 182L202 186ZM234 185L236 187V184H234ZM237 186H238V184H237ZM178 190L176 192H178ZM187 190H189V191H187ZM192 190H193L192 191L193 194H197L199 192L198 191L199 187H198V190H197V187L195 189H192ZM207 191L208 190H206V192ZM215 191H214V193H215ZM227 191H230V193L228 192V194H226ZM131 192H133V193H131ZM130 193L133 194V196H131ZM210 194H212V193H210ZM190 195H192V194H190ZM251 195H252V197H250ZM193 196H195V195H192V198H194ZM213 196L212 195L209 196L210 202H211L210 197L214 198ZM218 197H220V196H218ZM215 199H218V198L216 197ZM215 199L213 202H215ZM244 200H246V201H244ZM162 201H163V203L159 204ZM185 201H187V203L184 205V203H182V202H185ZM180 203H182V204H180ZM169 204H171V203H169ZM169 204H167V205H169ZM163 205H165V204H163ZM240 205H238V206H240ZM168 207H170V206H168ZM234 208H235V206H234ZM189 209H190V211L187 212ZM230 209H232V208H230ZM205 210H206V208H205ZM153 211H155V213H153ZM234 211H236V213L239 212L237 210H234ZM216 212H217V214H216ZM226 220L228 221V219H226ZM218 222H219V220H218ZM187 223H188V225H184ZM181 228L182 229L185 228L187 230L185 234L182 233ZM181 233H182V237H181V239H179ZM203 233H205V232H203ZM209 236H210V234H209ZM213 236H215V235H213ZM213 239H215V238H213ZM220 240H219V242H220ZM197 244H199V245H197ZM12 248L13 249H22L21 252L24 254H27L28 256H23L22 254L18 255V254H16V252H14L12 250ZM206 248L207 247H205V249ZM39 250H41V252H38ZM206 251L208 252L209 250L206 249ZM44 255L48 256L49 259H47V257ZM193 255H194V253H193ZM207 255L205 257L206 259L209 257V255H208V257H207ZM216 255L218 258H216ZM191 256H192V254H191ZM193 258H191V259H193ZM194 261H196V260H194ZM192 262H193V260H192Z\"/></svg>",
    "mask_w": 264,
    "mask_h": 264
}]
</instances>
